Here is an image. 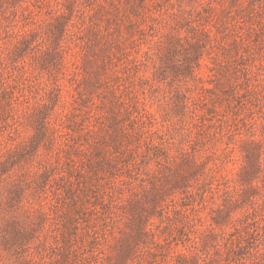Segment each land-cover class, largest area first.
Returning a JSON list of instances; mask_svg holds the SVG:
<instances>
[{"label": "rangeland", "instance_id": "obj_1", "mask_svg": "<svg viewBox=\"0 0 264 264\" xmlns=\"http://www.w3.org/2000/svg\"><path fill=\"white\" fill-rule=\"evenodd\" d=\"M0 264H264V0H0Z\"/></svg>", "mask_w": 264, "mask_h": 264}]
</instances>
